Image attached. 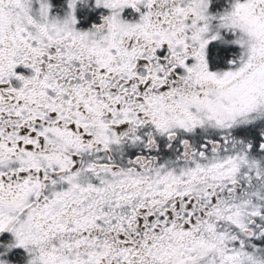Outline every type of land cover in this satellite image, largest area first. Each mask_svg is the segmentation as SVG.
I'll return each mask as SVG.
<instances>
[{
    "label": "snow or ice",
    "instance_id": "obj_1",
    "mask_svg": "<svg viewBox=\"0 0 264 264\" xmlns=\"http://www.w3.org/2000/svg\"><path fill=\"white\" fill-rule=\"evenodd\" d=\"M0 264H264V0H0Z\"/></svg>",
    "mask_w": 264,
    "mask_h": 264
}]
</instances>
